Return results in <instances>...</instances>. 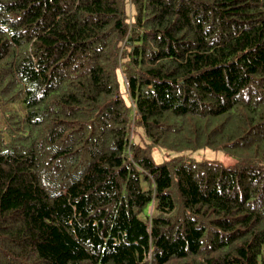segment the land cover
Segmentation results:
<instances>
[{"label":"trees","instance_id":"1","mask_svg":"<svg viewBox=\"0 0 264 264\" xmlns=\"http://www.w3.org/2000/svg\"><path fill=\"white\" fill-rule=\"evenodd\" d=\"M0 264H264V0H0Z\"/></svg>","mask_w":264,"mask_h":264},{"label":"rangeland","instance_id":"2","mask_svg":"<svg viewBox=\"0 0 264 264\" xmlns=\"http://www.w3.org/2000/svg\"><path fill=\"white\" fill-rule=\"evenodd\" d=\"M152 155L157 163H161L165 159V157L172 156V152L158 148L153 150ZM190 156L197 160L206 159L221 161L224 164H230L233 161L223 151L213 150L210 148H203L196 151H192V154Z\"/></svg>","mask_w":264,"mask_h":264},{"label":"bare ground","instance_id":"3","mask_svg":"<svg viewBox=\"0 0 264 264\" xmlns=\"http://www.w3.org/2000/svg\"><path fill=\"white\" fill-rule=\"evenodd\" d=\"M178 1V0H177ZM183 2V1H182ZM113 5V4H112ZM115 5V4H114ZM117 7V6H116ZM180 7H182V6H180ZM250 7V6H249ZM246 9V8H245ZM164 10V9H163ZM119 11V10H118ZM250 11V10H249ZM244 12V11H243ZM247 12V11H246ZM250 13V12H249ZM21 14V13H20ZM117 15V14H116ZM251 15V14H250ZM6 18V17H5ZM242 24V23H241ZM221 29V28H220ZM263 29V28H262ZM216 30V29H215ZM214 32V31H213ZM180 34V33H179ZM227 34V33H226ZM258 35V34H257ZM222 36V35H221ZM181 37V36H180ZM216 37V36H215ZM250 38V37H249ZM261 40V39H260ZM9 41V40H8ZM250 41V40H249ZM221 42V41H220ZM5 43V42H4ZM263 43V42H262ZM255 44V43H254ZM261 44V43H260ZM235 45V44H234ZM23 47V46H22ZM102 54V53H101ZM5 57H6V55H5ZM5 57H3L4 59H5ZM14 57V56H13ZM108 60V59H107ZM227 60V59H226ZM98 61V60H97ZM106 62V61H105ZM251 62V61H250ZM221 64V63H220ZM84 65H85V63H84ZM148 66V65H147ZM211 66V65H210ZM259 68V67H258ZM151 71V70H150ZM149 71V72H150ZM161 74V73H160ZM180 74V73H179ZM19 75V74H18ZM251 75V74H250ZM190 76V75H189ZM193 78H194V76H193ZM256 78V77H255ZM111 79V78H110ZM250 79V78H249ZM257 79V78H256ZM193 80V79H192ZM262 80V79H261ZM251 81V80H250ZM260 81V80H259ZM184 85V84H183ZM260 85V84H259ZM188 87V86H187ZM192 87V86H191ZM190 87V88H191ZM256 88V87H255ZM199 89V88H198ZM174 90V89H173ZM175 90H176V88H175ZM198 94V93H197ZM242 94V93H241ZM208 100V99H207ZM212 101V100H211ZM166 115V114H165ZM162 117V116H161ZM123 119V118H122ZM194 226V225H193ZM229 251V250H228ZM234 252V251H233ZM27 254V253H26Z\"/></svg>","mask_w":264,"mask_h":264}]
</instances>
